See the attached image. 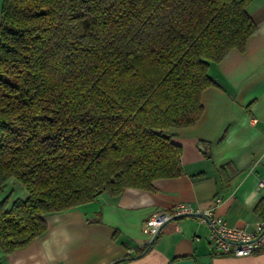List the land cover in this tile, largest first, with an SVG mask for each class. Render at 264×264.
Segmentation results:
<instances>
[{
  "label": "trees",
  "instance_id": "obj_1",
  "mask_svg": "<svg viewBox=\"0 0 264 264\" xmlns=\"http://www.w3.org/2000/svg\"><path fill=\"white\" fill-rule=\"evenodd\" d=\"M249 1L1 0L0 191L26 192L0 198L4 252L46 214L183 173L170 129L195 123L209 63L255 30Z\"/></svg>",
  "mask_w": 264,
  "mask_h": 264
},
{
  "label": "crops",
  "instance_id": "obj_2",
  "mask_svg": "<svg viewBox=\"0 0 264 264\" xmlns=\"http://www.w3.org/2000/svg\"><path fill=\"white\" fill-rule=\"evenodd\" d=\"M246 9L255 30L243 48L209 63L214 84L201 93L195 123L170 129L181 147L183 173L155 179L151 189L101 193L46 214L41 235L10 252L0 246V264H264V247L247 256L216 253L198 217L168 221L148 248L151 237L141 232L153 212L178 202L213 207L227 223L248 230L262 217L264 187L257 181L264 179V0H250Z\"/></svg>",
  "mask_w": 264,
  "mask_h": 264
},
{
  "label": "built area",
  "instance_id": "obj_3",
  "mask_svg": "<svg viewBox=\"0 0 264 264\" xmlns=\"http://www.w3.org/2000/svg\"><path fill=\"white\" fill-rule=\"evenodd\" d=\"M257 186L264 187V179L257 181ZM219 198H216V202ZM202 213L205 218H198L209 230L208 238L216 253L220 255L247 256L264 247V218H261L253 230L243 226L231 225L216 214L213 207L203 210L194 209L190 204L178 202L164 211L153 212L141 225V232L149 237L177 215Z\"/></svg>",
  "mask_w": 264,
  "mask_h": 264
},
{
  "label": "rangeland",
  "instance_id": "obj_4",
  "mask_svg": "<svg viewBox=\"0 0 264 264\" xmlns=\"http://www.w3.org/2000/svg\"><path fill=\"white\" fill-rule=\"evenodd\" d=\"M0 3H1V0H0ZM4 192H5V194L10 192L11 196L13 198L25 197V195H26V192L24 191V189L22 188L21 184L16 179H11V180L6 182V185H4V187L0 191V195H3ZM142 235L146 236V234H144V233H142Z\"/></svg>",
  "mask_w": 264,
  "mask_h": 264
},
{
  "label": "water",
  "instance_id": "obj_5",
  "mask_svg": "<svg viewBox=\"0 0 264 264\" xmlns=\"http://www.w3.org/2000/svg\"><path fill=\"white\" fill-rule=\"evenodd\" d=\"M157 133H160V130H156ZM180 216H194V217H198V218H205V216L202 214V213H197V212H194V213H190V214H186V215H177V216H173L171 217L168 221L172 220V219H175L177 217H180ZM163 226V225H162ZM161 226V227H162ZM161 227L158 229V231L156 232L155 235H153L150 240L148 241L147 243V248L152 244L153 240L155 239L156 235L158 234L159 230L161 229ZM112 264V263H111Z\"/></svg>",
  "mask_w": 264,
  "mask_h": 264
}]
</instances>
